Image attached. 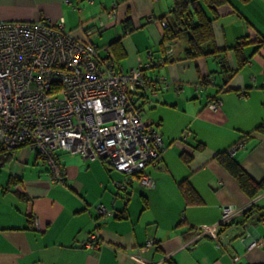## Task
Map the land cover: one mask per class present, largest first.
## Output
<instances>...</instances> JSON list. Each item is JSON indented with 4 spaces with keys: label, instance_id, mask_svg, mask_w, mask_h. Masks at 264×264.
<instances>
[{
    "label": "crops",
    "instance_id": "crops-1",
    "mask_svg": "<svg viewBox=\"0 0 264 264\" xmlns=\"http://www.w3.org/2000/svg\"><path fill=\"white\" fill-rule=\"evenodd\" d=\"M229 1L212 23L215 45L233 47L244 35L251 42L244 46L248 61L224 85L220 71L225 65L236 67L232 50L225 52L224 63L212 56L185 57L183 35L160 46L161 19L169 15L173 0H0V20L63 18L66 30L102 54L120 37L123 70L170 57L147 71L159 85L147 105L159 112L158 118L147 122L158 127L164 144L162 160L144 170L154 186H144L138 175L108 169L100 160L64 152L65 181L54 184L36 152L19 149L14 160L0 166L7 172L0 179V264H264V248L246 246L264 236V219H255L257 210L254 218L244 217L252 206L264 212V191L249 198L214 159L247 134L233 157L254 180L264 178V133L255 129L264 121V47L251 55L254 41L264 36V0ZM110 10L116 12L111 20L105 17ZM81 25L91 28L90 34ZM169 48L173 51L167 54ZM203 77L214 84L204 87ZM214 98L221 101L217 110L207 107ZM198 143L203 148H194ZM182 151L190 154V162H184ZM185 178L201 203L186 202L180 188ZM8 183L14 185L2 192ZM14 189L26 193L27 201ZM99 204L111 209L107 216L99 218ZM224 204L238 207L227 225L220 222ZM92 232L98 234V248L84 245ZM150 238L154 244L145 249Z\"/></svg>",
    "mask_w": 264,
    "mask_h": 264
},
{
    "label": "built area",
    "instance_id": "built-area-1",
    "mask_svg": "<svg viewBox=\"0 0 264 264\" xmlns=\"http://www.w3.org/2000/svg\"><path fill=\"white\" fill-rule=\"evenodd\" d=\"M115 14L108 11L107 19ZM99 24L104 25L101 18ZM79 28L91 32L83 25ZM172 51L169 48L167 54ZM162 63L163 59L158 61ZM149 66L146 62L129 70L114 67L111 58L97 54L95 44L66 30L63 18L0 20V142L7 148L27 143L36 150L50 168L51 182L64 178L56 156L61 150L104 160L128 174L138 173L144 186L153 187V177L144 170L161 161L164 144L141 114V105H149L158 95L143 72ZM220 105L214 98L207 107L217 110ZM243 145L240 142L229 152ZM220 210V222L228 223L238 207L224 204ZM97 238L98 234L90 233L84 245L98 248ZM153 244L150 238L144 248ZM246 246L264 247V236Z\"/></svg>",
    "mask_w": 264,
    "mask_h": 264
},
{
    "label": "trees",
    "instance_id": "trees-1",
    "mask_svg": "<svg viewBox=\"0 0 264 264\" xmlns=\"http://www.w3.org/2000/svg\"><path fill=\"white\" fill-rule=\"evenodd\" d=\"M238 3H244L248 2L250 0H236ZM231 1L229 0H173V4L171 6V9L169 11V15H164V17L161 19V21L165 22L164 29V35L161 47L163 46L164 42H173V39L178 38L180 35H183L186 37V51H185V57H190L192 59L199 58V57H217L218 59H221V62L226 61L225 52L227 50H232L235 56L236 61V67L235 68H229L228 65L224 66L223 71H220V74L223 75L222 84L227 85L230 78L237 73L248 61V56L244 52V46L249 44L251 41H249L246 35L239 37L237 42L234 44L233 47H227L223 48L222 50L218 49L214 42V29H213V21L218 18V9L224 4H231ZM234 6V4L232 3ZM234 8L237 10V8L234 6ZM105 17L107 18V13L105 14ZM99 21V18H98ZM125 29L128 30L130 28V24L126 21L124 23ZM80 27V26H79ZM88 30L91 28L86 27ZM85 32V31H83ZM84 40V39H83ZM87 40V39H86ZM255 47L253 48L254 53L258 52L261 48L264 47V36L260 40L254 41ZM97 54L100 57L104 58H111V61L113 63V66L120 67L121 61L125 57V51L122 46L120 37L114 39L111 41L108 45L107 53H101L100 49L96 47ZM169 56H158L157 59H150L149 63L150 66L147 68H143V72L146 78L149 79L151 86L153 89H155L157 92H159V85H157L158 80L157 76L151 77L149 74H147L148 69H157V67L162 66L164 63L169 60ZM164 60V63L158 65L159 60ZM157 64V65H156ZM146 70V72H145ZM211 77H203L200 82L204 87L207 85H212L213 83H210L209 79ZM146 96V95H145ZM144 96V97H145ZM146 103V101H142ZM151 104V103H150ZM142 111L145 106L141 105ZM141 111V113H142ZM256 130H259L264 133V121L258 124L255 127ZM249 134V133H248ZM246 135H243L236 143H234L231 147L234 145L244 142ZM181 142H185L186 139L184 138V135L180 138ZM204 144L198 143L194 148H203ZM28 148L27 143H21L17 147L14 148H7L4 143L0 142V166L7 165L10 161L14 160L16 158V153L21 148ZM230 147V148H231ZM244 147V145H243ZM242 148V147H241ZM238 149V148H237ZM33 150V149H30ZM36 157L40 160L42 165H45L47 169V177L49 179L50 175V168L46 163L43 162L42 156L36 151ZM60 152H64L61 150H58L56 152L57 160L60 163V166L63 169V164L61 161ZM235 152V151H234ZM233 152V153H234ZM66 153V152H64ZM233 153L231 154L229 152V149L222 150L219 152H216L214 155V159L216 162H218L226 171L230 173V175L236 180L238 183L240 189L242 192L246 194L249 198H252L256 196L258 193L264 191V178L256 181L254 180L246 171L245 169L240 165V163L233 157ZM69 154V153H67ZM181 157L184 160V162L188 163L191 160L190 154L186 153L185 151L181 152ZM88 160V159H87ZM162 160V157H161ZM104 163V166L108 169H114L109 163H107L104 160H100ZM119 171V170H117ZM125 175H130L128 173L119 171ZM132 175L137 176L138 173H134ZM65 181V172H64V178L60 182H51V183H58V184H64ZM11 183V181H10ZM14 185L7 184L6 187H4L2 192L9 191V187ZM180 188L184 195V198L188 204H198L202 202V198L197 192V190L192 186L188 178H185L183 181L180 182ZM14 192L17 193V195L21 198V200L27 201L26 193L20 192L19 190L14 189ZM97 212L100 217L107 216L106 214H109L111 209L104 206L103 204H99L97 207ZM100 208H104L105 211L103 212ZM259 211V215L255 217V219L259 220L264 215V212H262V209L256 208L255 206L250 207L247 209V211L244 214V217L246 219H252L254 218L253 214L254 211ZM221 211V210H220ZM262 220V219H261ZM229 223V222H228ZM226 223V225L228 224ZM225 224V223H223ZM220 226H222L220 224ZM220 228H223L220 227ZM193 232V231H192ZM93 233V232H92ZM90 234V233H89ZM88 234V235H89ZM262 247V246H258ZM264 248V247H262Z\"/></svg>",
    "mask_w": 264,
    "mask_h": 264
},
{
    "label": "rangeland",
    "instance_id": "rangeland-1",
    "mask_svg": "<svg viewBox=\"0 0 264 264\" xmlns=\"http://www.w3.org/2000/svg\"><path fill=\"white\" fill-rule=\"evenodd\" d=\"M250 45V44H249ZM249 45H247V47L249 46ZM252 45V44H251ZM156 104H158V102L156 103ZM156 104H154V105H156ZM142 119H143V121H150V120H156L157 118H158V114H159V112L157 113V111L156 112H154V109H149V107L146 105L145 107H144V109H143V111H142ZM159 118H160V115H159ZM154 120V121H155ZM154 127H155V129H157V131L159 130L158 129V127H156L155 126V124H154ZM159 132V131H158ZM4 170H1L0 169V179L2 180V179H4V178H6V175H7V172H3ZM134 174V173H133ZM130 175H132V174H130ZM138 177H139V179H140V176H139V174H138Z\"/></svg>",
    "mask_w": 264,
    "mask_h": 264
}]
</instances>
